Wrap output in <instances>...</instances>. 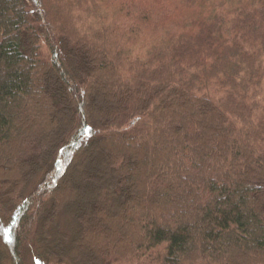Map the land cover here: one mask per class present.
I'll use <instances>...</instances> for the list:
<instances>
[{
    "label": "trees",
    "instance_id": "1",
    "mask_svg": "<svg viewBox=\"0 0 264 264\" xmlns=\"http://www.w3.org/2000/svg\"><path fill=\"white\" fill-rule=\"evenodd\" d=\"M0 264H264V0H0Z\"/></svg>",
    "mask_w": 264,
    "mask_h": 264
},
{
    "label": "rangeland",
    "instance_id": "2",
    "mask_svg": "<svg viewBox=\"0 0 264 264\" xmlns=\"http://www.w3.org/2000/svg\"><path fill=\"white\" fill-rule=\"evenodd\" d=\"M5 174L8 175V173H5V172L3 171L2 175H5ZM124 213H125V210L123 209L122 212L120 213V215H122V214H124ZM124 215H125V214H124Z\"/></svg>",
    "mask_w": 264,
    "mask_h": 264
}]
</instances>
